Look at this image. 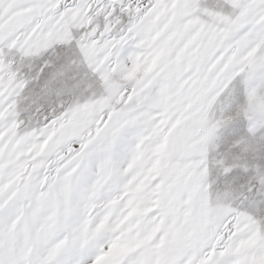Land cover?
Wrapping results in <instances>:
<instances>
[{
    "label": "snow or ice",
    "instance_id": "obj_1",
    "mask_svg": "<svg viewBox=\"0 0 264 264\" xmlns=\"http://www.w3.org/2000/svg\"><path fill=\"white\" fill-rule=\"evenodd\" d=\"M0 264H264V0H0Z\"/></svg>",
    "mask_w": 264,
    "mask_h": 264
}]
</instances>
